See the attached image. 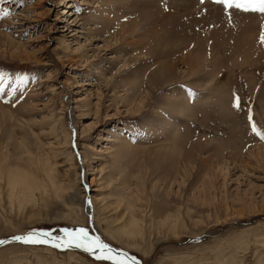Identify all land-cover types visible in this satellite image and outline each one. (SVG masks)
Masks as SVG:
<instances>
[{
	"label": "rangeland",
	"instance_id": "374dc122",
	"mask_svg": "<svg viewBox=\"0 0 264 264\" xmlns=\"http://www.w3.org/2000/svg\"><path fill=\"white\" fill-rule=\"evenodd\" d=\"M111 1L110 13L117 10L126 16V23L111 13L108 20L120 28L113 27L108 35L100 31L101 16L108 13L103 1L0 0V241L10 239L0 244V264H264V164L253 157L257 148H264V113L257 103L264 89V43L260 41L264 14L235 7L231 11L217 0H193L196 4L184 0L177 7L175 3L182 0ZM164 1L172 6L162 4ZM164 9L165 13L171 11L169 18L162 15ZM193 11L203 15H198L197 28L202 26L199 34L205 38H220L226 36L221 32L233 31L234 38L252 40L248 46L256 49L253 62L233 64L209 40L211 49L202 55V71L185 76L187 65L181 57L186 51L165 56L144 50L149 37L161 41V32L156 38L149 32L153 26L170 28V21L178 19L190 23ZM148 12L153 15L151 20H145ZM214 12L222 17L224 31L209 22L214 20ZM237 17L243 20L232 23ZM250 27L254 28L252 39L246 35ZM162 61L172 65L176 77L183 76L171 85L161 81L149 89L146 79ZM216 68L220 70L216 81L202 85L210 79L205 72H216ZM141 72L145 73L139 79L141 89L150 90L149 97L143 111L132 114V105L121 106L120 97L127 93L124 83ZM172 88L188 90L190 100L198 99L192 116L180 118L177 131L182 134L180 149L193 147L195 139L208 143L206 148L193 147L195 169L207 158L205 163L214 165L216 172V189L207 197L193 198L189 178L183 185L157 181L160 168H150L151 150L147 149L153 143L139 132L145 124L154 125L152 109ZM196 93L207 98L201 101L200 96L194 97ZM237 97L238 108L233 107ZM217 98L223 102H216ZM115 133L130 146L129 153L117 159L123 169L120 173L108 154L118 147L113 145ZM210 145H218L220 150L207 151ZM180 160L184 158L180 156ZM12 168H18L32 186L37 185L36 195L27 197L25 204L7 199L8 170ZM138 170L147 174H139L145 175L141 189ZM107 173L112 177L109 184L102 179ZM120 177L127 180L126 188L118 184ZM151 185L160 191L153 192ZM143 202L148 213L152 208L160 214L169 211L172 219L157 227L154 222L149 226L153 232L144 236L119 229L128 218L123 216L125 205ZM114 204L119 209L109 211ZM118 214L119 220L114 221ZM81 228L88 233L83 246H64L68 232L75 235ZM95 238L108 248L97 251ZM114 254L128 257L129 262L97 258Z\"/></svg>",
	"mask_w": 264,
	"mask_h": 264
},
{
	"label": "bare ground",
	"instance_id": "6f19581e",
	"mask_svg": "<svg viewBox=\"0 0 264 264\" xmlns=\"http://www.w3.org/2000/svg\"><path fill=\"white\" fill-rule=\"evenodd\" d=\"M102 1L106 5L105 10H107L108 13L105 16H101L102 22H100V31H102L104 33H108V35H109V34H112L113 29L120 28V25H118V24L115 25L112 20L111 21L108 20L111 13H113V18H114V15L116 18L120 17L121 19H123L124 23H126V21H124V19H126V16L121 14L117 10H112L110 13V9H111V6L113 4L111 0H95V2L97 4L102 2ZM115 1L116 0H114V2ZM189 1L192 2L193 0H189ZM146 2H147V0H146ZM169 2H170V0H169ZM183 2H185V1L182 0L178 3L176 2L175 3L176 7H177V4H182ZM190 2H188V3H190ZM193 2L195 3V1H193ZM162 4H166L167 7L172 6L170 3L168 4L167 1L162 2ZM172 4L174 5L173 2H172ZM71 5L72 4H70V2H69L68 6H71ZM158 5H159L158 8L162 11L163 10L161 7L162 5H160V4H158ZM206 5L209 6L207 3H206ZM214 6H216V5H214ZM222 7L225 8L224 6H222ZM196 8H199V7H196ZM196 8L194 10H196ZM230 10L232 11V9H230ZM69 11L70 10H67L66 13H68ZM165 11H167V10L164 9V12L162 13V15L168 16V18H169V16H171V14H172L171 11L168 10V13H165ZM224 11H225V9H224ZM226 12H227V10H226ZM193 13H194V11H193ZM150 14L151 13H149V12L146 14L147 18H145V20L146 19L151 20L150 17H152L153 15H150ZM200 14L201 13H197V11L194 14H191L192 18L193 17L194 18L192 19V21L190 23H185V22H183V20H180V19H178V21L175 19L176 20L175 22L170 21V23L168 22L169 24L167 23L170 26V28L167 27V28H165L166 30L162 26H161L162 29H157L153 26V29L155 28V31H153V29H150L149 32L150 31L154 32L155 38L157 37L156 36L157 32L158 31L161 32V35H162V36L160 35L161 41L160 40L156 41V39H155V41H154L155 43H154L152 41V39H150L151 41L149 40V38H150L149 37L148 40H146V43L143 44L144 50H146V52L148 54L155 52V53L165 54V56H168V55L172 56L171 54H174V51H176V50H178L179 52L181 51L180 54H183V52L186 51V52H184L185 55L181 57L182 58L181 62L183 64L187 65V70L185 71L186 74L184 73L185 76L191 75V74H196L200 70L202 71V68H200L202 66V55L204 54V52L206 50L211 49V48L207 47L209 40L212 41V44H213L212 48H217V50H220L224 56V59H227L229 62H232L233 64H245V65L251 64L253 62V60L255 58V50L256 49L251 47V46H248V42H251L252 40L244 39V41H246V43H244V41H242L240 38H234L233 37V31L221 32V35H226L224 37L219 38L218 37L219 35H217L213 39L211 37H210L211 39L205 38L204 35L202 36L199 34L201 32L200 29L202 28V26L200 27V24H199V26L197 28V24H198L197 21H199L198 15L200 16ZM226 14H228V13H226ZM201 16L203 17L202 14H201ZM173 17L174 16H172V18ZM195 17H197V18H195ZM210 17L212 18V16H210ZM247 17L248 16L246 15V18ZM133 18H135V17H133ZM213 18H214V20L209 21V22L213 23V25L219 26L224 31V28L222 27L224 21L222 20V17H220V14L218 12L217 13L214 12ZM244 18H245V16H244ZM201 19L204 20L205 18H201ZM224 19H226V18H224ZM231 19H232V16H231ZM159 20H160V18H159ZM159 20H157V21H159ZM237 20H238V17L235 18L232 23L238 22V21L240 22V20H243V18L241 17V19H240V17H239V20L238 21ZM156 22L154 21L152 23L158 24ZM200 22L202 25V20ZM152 23H151V25H152ZM160 24H161V22H160ZM113 27H115V28H113ZM149 27H150V25H149ZM228 28H230V26H228ZM253 30H254V28H252V27L248 28V30H247L246 35L250 36V39H252ZM243 32L245 33L246 30H244ZM146 34H147V32H146ZM149 35H145V36H149ZM152 37H153V34H152ZM239 40L242 42V44H240L241 42ZM147 41H148V43H147ZM9 42H11V40ZM179 45H180V47L179 48L176 47L177 49H175L174 46H179ZM191 45L193 47L191 49H189L188 47ZM10 46H11V44H10ZM172 48L175 50H172ZM258 51H256V53ZM221 59L224 60L223 58H221ZM157 61H160V60L157 59ZM164 61H162L160 63V65L158 64L155 70L152 69L153 70L152 73L147 77L146 82L148 84L147 87L149 89L155 88V86L160 84L161 81H162V83L168 82L171 85V83L175 82V80H176V82H177V80L179 81V78L183 76V74H182V76L176 77V76H178V74L173 73V70L171 67L172 65L169 62L167 63V61H166V63H165ZM173 63H175V62H173ZM217 67L219 68V65ZM102 70L100 69V71H102ZM203 71H204V69H203ZM215 71L216 72L206 71L205 74L203 73L204 75H206V74L209 75L210 79L206 80V82L203 81L205 83H202V85L210 84L211 82L216 81V79H217L216 74L219 73L220 70H218V72H217V68H216ZM142 74H145V73L141 72L139 74H135L134 78H132V79L130 78L131 80L129 82L128 81L125 82L123 85V87H125V91L127 93L125 94L124 97L123 96L120 97L121 106H128V105L131 106L132 105V109H131L132 114L133 113L134 114L140 113L141 111H143L145 100H147L149 97V91L150 90L141 89L142 86L140 85L141 82L139 81V79L142 77ZM214 78H216V79H214ZM249 83H250V93H251V95L254 96L255 95V84H254L255 79L252 78V76L250 77ZM192 84H190L191 88L192 87H194V88L200 87V84H198V85L197 84L192 85ZM81 85L82 84H78L76 86H81ZM185 85H187V84H185ZM169 87H171V86H169ZM142 90H144V93L141 95ZM184 90L172 88V89H170V91L165 93L164 96L162 97V99L160 100V103L158 102L159 104H157V107H153V109H152L151 113H152V121L155 122L154 125H152V126L151 125L146 126V124L143 125L141 127V131L139 133L143 135L142 136L143 139H145V140L148 139L147 141H152V143H153V145L150 146L151 148L147 149V150H149V151L151 150L150 155H151L152 161L150 162V165L152 163L153 167L150 166V168H152V171H154L155 169L158 170L157 167L160 168L159 169L160 172H158L159 174L157 175V179H156L157 181L158 180L161 181V179L167 180L169 182V184H176V181H178L179 185H181V184L183 185L185 183L184 182L185 179L187 181V179L189 178L190 179L189 183L192 182V184H189V185H192L193 187L191 186V188H193V190H194V197L193 198H200V197H202V195L204 197L205 196L207 197V195H210V192L213 189H216L215 184H214L216 172L212 168V167H214V165H212V167H210L209 164L205 163V161L206 162L208 161L207 158L203 159L204 161L201 160L198 170H197V168L195 169V167L193 165V163L195 161V158H194L195 153L193 152V147H199V149H200L203 145V147L206 148L208 143H206V142H205L206 144L204 142L201 143V140L195 139L194 143L192 144L193 147H191V146L188 147L187 145H183L182 149H180V145L183 142V140H181L182 134L179 136L178 131H177V128L180 126V123L182 122L180 120V118L181 117L187 118L189 116H192V115H190V113L192 112V108L194 105H196V102L198 100V99L197 100H190V98L188 97L190 95V91H188V90L184 91ZM218 90L219 89H216L215 92H217ZM128 91H130V92H128ZM199 96L200 95L198 93L194 94L195 98L196 97L198 98ZM199 98H201V101H202L203 100L202 98H204V100H205V98H207V97L206 96H200ZM223 99H225V98H222V100ZM79 100L80 99H76L77 102ZM216 100H217L216 102H218V103L223 102L220 100V98H217ZM79 102H81V101H79ZM257 103H258L260 110L264 113V89L261 92V99H257ZM115 114H117V112ZM112 116L114 118H117L118 115L113 114ZM183 135H185V133ZM114 136H115L116 140H114L115 142L113 143V145L118 146V147L116 150L112 149L110 152H108V154H110V155L112 154V156H113L112 160H113V163L115 165V169L117 170V173H120L123 171V169H121L117 165V163H118L117 159L122 154L129 153L130 146H128V141L123 136L117 135L116 133ZM160 136H163V139L160 138ZM12 147L14 150H17V147L15 145H13ZM217 148L219 149L218 145H216L214 147L212 145H210V148H207V151H215L214 153H216ZM233 148H234V145H233ZM149 151H148V155H149ZM235 152H238V151L235 150ZM143 155H145V153ZM258 155H262V157L258 158L257 157ZM180 156H182L184 158V161L180 160ZM232 157H234V159H237L236 154H232ZM253 157L256 161L258 160L259 163L261 165H263L264 164V148L263 149L257 148L254 151ZM202 161L205 164H202L203 163ZM141 162H143V161H141ZM195 163H196V161H195ZM214 163H216V162L214 161ZM243 165H245V164H243ZM153 168H155V169L153 170ZM18 170H19L18 168H12V169L8 170L7 184L9 186V190L7 192V199L9 200V202H11V200L13 198H16V203L18 205H21V204H25L28 201V198L35 196L36 195L35 190L38 188H37V185L32 186L28 180L26 181L25 179H23V177L19 173L20 171H18ZM146 170H147V168H146ZM143 171L145 172L144 169H143ZM196 171H197V174L194 176V173ZM140 172L141 171L138 170L137 173L136 172L135 173H136V178H137V184L139 185V187L141 189V188L145 187V184L143 181L145 175L142 176V174H141V176H140L139 175ZM147 172H148V170H147ZM141 173H143V172H141ZM143 174H146V173H143ZM105 175H107V176L103 177L102 179H103L104 183L109 184L112 181V177H110L111 174L107 173ZM117 179H119L118 184L121 187H123V188L127 187V180L126 179H123L122 177L117 178ZM180 179H181V181H180ZM91 182H94V179H92ZM40 185L41 184H39V186ZM155 186L156 185H151V189L152 190L154 189L153 192L157 193L158 190L160 191V189H159V187H157L158 188L157 189ZM169 186H171V185H169ZM194 186H195V188H194ZM94 190H96V189H94ZM158 194H157V196L159 197L161 194L160 195H158ZM166 194H168V193H166ZM198 200L199 199H197V201ZM125 206L126 207H125V212L123 213V216H128V218L126 220H124L122 225L119 227V229H121L125 233H129V232H130V234L138 233L140 236H144L147 232H149V233L153 232V229L151 231L150 227H152V225H154V222H156L155 223L156 227L158 225H164V224L167 225L173 216L169 211H167V213L165 212L164 214H160L159 212H156L155 208H152L151 212L148 213L147 204H145L144 202L140 203V204H134V205H132L131 203H127V205H125ZM0 209H1V206H0ZM118 209H119V205L114 204L113 207L109 211L113 210L115 212ZM135 211H137V213H135ZM119 214L117 216L113 217L114 221L119 220V218H120ZM136 214L138 215L137 218H136ZM158 216H159L158 219H154L155 217H158ZM100 242L102 244H104L103 241H100ZM97 251H101V250L97 249ZM114 257L121 259L123 262H129L128 257L126 258V257L122 256L121 254H114ZM132 261H134V260H132Z\"/></svg>",
	"mask_w": 264,
	"mask_h": 264
},
{
	"label": "snow or ice",
	"instance_id": "6c2138e0",
	"mask_svg": "<svg viewBox=\"0 0 264 264\" xmlns=\"http://www.w3.org/2000/svg\"><path fill=\"white\" fill-rule=\"evenodd\" d=\"M218 3L223 4L225 9L235 7L236 9L248 12H259L264 14V0H217ZM4 15H7V13H4ZM260 41L261 43H264V26H262V32L260 36ZM233 107H239V98L237 97L233 103ZM253 131H256L255 127H253ZM66 232L68 230H65ZM88 236V233L86 229H79L78 232L73 235L71 232H68V237L69 239L67 240L66 244L64 246H76V247H81L83 246L82 241L86 240ZM15 239H20V237H15ZM25 242H31V243H43L45 241L43 240H25ZM2 243V241H0ZM59 247L60 245H56ZM95 248L104 250L107 248L106 245L102 244L99 241V238H95V243L93 245ZM91 250V249H89ZM103 258V259H109V260H114L115 257L111 255H105L103 257H97ZM117 264H122V262H117Z\"/></svg>",
	"mask_w": 264,
	"mask_h": 264
},
{
	"label": "water",
	"instance_id": "95a60500",
	"mask_svg": "<svg viewBox=\"0 0 264 264\" xmlns=\"http://www.w3.org/2000/svg\"><path fill=\"white\" fill-rule=\"evenodd\" d=\"M12 240V239H11ZM10 241V239H5V240H2V243H0V244H3V243H7V242H9Z\"/></svg>",
	"mask_w": 264,
	"mask_h": 264
}]
</instances>
